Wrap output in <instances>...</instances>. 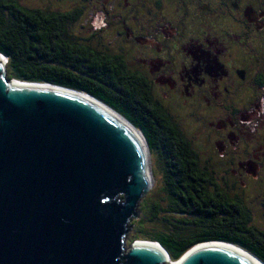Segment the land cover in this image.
Segmentation results:
<instances>
[{
  "label": "trees",
  "instance_id": "16d2710c",
  "mask_svg": "<svg viewBox=\"0 0 264 264\" xmlns=\"http://www.w3.org/2000/svg\"><path fill=\"white\" fill-rule=\"evenodd\" d=\"M32 1L0 0V56L5 58L8 79L90 94L139 130L150 153L161 160V185L141 201L139 217L130 224V243H159L177 261L200 243L224 242L264 263V225H258L247 200L257 195L263 217L264 167L258 180L242 179L238 172L251 162L248 159L232 156L226 161L203 154L207 149L191 137L196 121L178 125L176 118L184 111L165 105L150 91L136 60L144 50L137 35L163 22L178 24L184 14L171 7L164 11L165 6L178 2L186 11L198 0ZM114 3L120 7L116 12L110 11ZM213 10L212 14L218 11ZM92 14L95 22L109 23V29L103 26L87 37L75 34L78 23ZM187 19L184 25L195 26L192 17ZM115 26V35L105 39L101 33ZM129 31L134 35L128 42ZM110 38L123 43L105 45ZM230 181L235 190L226 185Z\"/></svg>",
  "mask_w": 264,
  "mask_h": 264
},
{
  "label": "water",
  "instance_id": "95a60500",
  "mask_svg": "<svg viewBox=\"0 0 264 264\" xmlns=\"http://www.w3.org/2000/svg\"><path fill=\"white\" fill-rule=\"evenodd\" d=\"M153 184L147 141L124 117L89 94L9 80L0 58V264H166L159 243L126 252ZM202 245L177 263L254 264L233 244Z\"/></svg>",
  "mask_w": 264,
  "mask_h": 264
},
{
  "label": "flooded vegetation",
  "instance_id": "af4514ba",
  "mask_svg": "<svg viewBox=\"0 0 264 264\" xmlns=\"http://www.w3.org/2000/svg\"><path fill=\"white\" fill-rule=\"evenodd\" d=\"M257 2L198 0L180 10L178 24H156L136 37L145 50L136 60L150 91L185 112L177 116L178 125L196 121L191 137L207 149L203 154L251 161L238 173L252 180L264 167V123L254 130L246 123L250 103L264 96V2ZM187 16L195 26L183 24ZM133 35L129 31L127 39ZM241 185L247 186L242 180Z\"/></svg>",
  "mask_w": 264,
  "mask_h": 264
},
{
  "label": "rangeland",
  "instance_id": "374dc122",
  "mask_svg": "<svg viewBox=\"0 0 264 264\" xmlns=\"http://www.w3.org/2000/svg\"><path fill=\"white\" fill-rule=\"evenodd\" d=\"M98 1H103V0H98ZM31 2H33V1L31 0ZM179 6L180 5L178 4V2H172L168 6H165V8L163 10L164 11H166V10L171 11V9H175V10L178 9L180 11ZM168 7H171V9L168 8ZM118 9H120V7L116 3L111 4V10L110 11L116 12V10H118ZM97 16H99L98 12H97ZM97 16H95L94 14H92V16L89 18L90 20L88 19L87 21H86V17H84L81 20V22L78 23L79 24V27L75 28L77 32H74V33L77 34V35H81V36L87 37L89 34L93 35V32L99 30L103 26H104V29L105 28L106 29H109V25H110L109 23L107 25H103L104 19L102 20V23L101 22L99 23L98 21L95 22V20L97 19ZM83 23L85 24L84 26H83ZM116 32L117 31H116V26H115L111 31H106V32H103L101 34L105 36V39H107V38L111 37L112 35H115ZM127 41L129 42V40H127ZM120 43H123V41H119V40H115V39H111L110 38L105 43V45H107V46L114 45L115 47H119V44ZM0 58H1L2 61H5V58L4 57L1 56ZM150 156H151V158H150V166H151V171H152V175H153V179H154L153 189H155V187H157V188L160 187L159 185H161V182H162V165H161V160L158 158L157 155L150 153ZM249 199L252 202L251 203L252 208L255 210V214L257 216L256 222L259 223L258 225L263 226L264 225V216L261 217L262 208L260 207V202L258 201L259 199L257 198V195H255V196L251 195V196H249L247 198V200H249ZM145 204H146V202H145ZM145 204H144V206H145ZM131 235H132V231L129 232L128 237H127V241H126L127 242V245H126V252L127 253L130 252V249H131V246L132 245L137 244L139 242H148V241H144V240H139V241H137L135 243H130V242H132ZM197 246L198 245L194 246L188 252H190L191 250H193ZM184 256L181 257L177 261H173L171 259V257H169V259L167 260V263L166 264H176L177 262H179L180 260H182V258H184Z\"/></svg>",
  "mask_w": 264,
  "mask_h": 264
},
{
  "label": "clouds",
  "instance_id": "9594fccd",
  "mask_svg": "<svg viewBox=\"0 0 264 264\" xmlns=\"http://www.w3.org/2000/svg\"><path fill=\"white\" fill-rule=\"evenodd\" d=\"M250 107L251 111L248 113L249 119L246 123L254 130L259 124L264 123V96L255 97Z\"/></svg>",
  "mask_w": 264,
  "mask_h": 264
},
{
  "label": "bare ground",
  "instance_id": "6f19581e",
  "mask_svg": "<svg viewBox=\"0 0 264 264\" xmlns=\"http://www.w3.org/2000/svg\"><path fill=\"white\" fill-rule=\"evenodd\" d=\"M139 137H140L141 141L143 142V144L146 145L144 138H143L141 135H139ZM150 158H151V156H150ZM207 246H210V245L197 246L196 249H199V248H201V247H207ZM154 247L159 248V247H158L157 245H155V244H154ZM230 247H231V249H234V250L240 252L241 254H243L244 256H246V257H247L248 259H250L254 264H262L259 260H257L256 258L252 257L250 254L244 252L242 249H240V248H238V247H237V248H236V247H232V246H230ZM177 264H178V263H177Z\"/></svg>",
  "mask_w": 264,
  "mask_h": 264
}]
</instances>
